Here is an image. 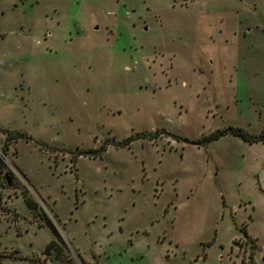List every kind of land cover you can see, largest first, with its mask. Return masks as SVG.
<instances>
[{
  "label": "rangeland",
  "instance_id": "obj_1",
  "mask_svg": "<svg viewBox=\"0 0 264 264\" xmlns=\"http://www.w3.org/2000/svg\"><path fill=\"white\" fill-rule=\"evenodd\" d=\"M228 125L264 127V0H0V264H264V143H191Z\"/></svg>",
  "mask_w": 264,
  "mask_h": 264
},
{
  "label": "trees",
  "instance_id": "obj_2",
  "mask_svg": "<svg viewBox=\"0 0 264 264\" xmlns=\"http://www.w3.org/2000/svg\"><path fill=\"white\" fill-rule=\"evenodd\" d=\"M165 130H161V131H156L155 133H141L139 134L137 138L143 137V138H147L149 137L150 139H154L156 137H158L160 134L164 133ZM166 132V131H165ZM168 134L177 137L174 134H171L169 132H167ZM228 135H234L237 137H241L242 139H244L246 142L248 143H264V127L263 129L259 132V133H252L246 129H244L243 127L240 126H234V125H228L227 127L223 128V129H217L214 132H211L210 134L203 136L195 141H191V143L193 144H198V145H205L208 143H212L214 141L219 140L222 137L228 136ZM13 138H24L27 141H33V138L30 136H26L20 133H9L8 136V140H6L4 147H3V155L5 157H7V149L9 148V144L11 139ZM136 137H129L127 139L121 140V141H112L114 143L115 146L117 147H121V146H127L129 145L132 141H134L135 139H137ZM188 141V140H187ZM42 148L43 146H45L44 143L41 144ZM85 154L91 155V152H85ZM97 157V156H95ZM6 163L4 160H0V182L2 181V179L4 177H6ZM7 179L9 180V177H7ZM1 198V195H0ZM26 203L27 206L29 208H33L32 203L26 199ZM56 220L59 222V218H57L55 216ZM45 226L48 227L54 234L55 238H58V230L56 228V226L49 220L45 221ZM248 239H250L253 242V247L255 246V240L251 238V236L247 235ZM52 252L56 253L57 257H60V251H59V245L57 243V241L55 239H53L45 248V250L43 251V254H46L48 256H50L52 254ZM37 260H34V264H40V262H36ZM41 264H45L44 262H42Z\"/></svg>",
  "mask_w": 264,
  "mask_h": 264
},
{
  "label": "water",
  "instance_id": "obj_3",
  "mask_svg": "<svg viewBox=\"0 0 264 264\" xmlns=\"http://www.w3.org/2000/svg\"><path fill=\"white\" fill-rule=\"evenodd\" d=\"M8 177V176H7ZM9 183H10V179H9Z\"/></svg>",
  "mask_w": 264,
  "mask_h": 264
}]
</instances>
